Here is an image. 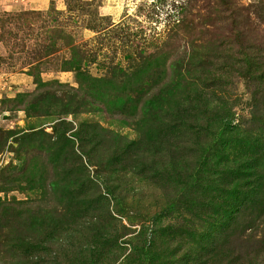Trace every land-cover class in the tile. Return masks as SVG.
Returning <instances> with one entry per match:
<instances>
[{"label": "rangeland", "instance_id": "rangeland-1", "mask_svg": "<svg viewBox=\"0 0 264 264\" xmlns=\"http://www.w3.org/2000/svg\"><path fill=\"white\" fill-rule=\"evenodd\" d=\"M6 17L0 264L264 252V0H51Z\"/></svg>", "mask_w": 264, "mask_h": 264}, {"label": "crops", "instance_id": "crops-1", "mask_svg": "<svg viewBox=\"0 0 264 264\" xmlns=\"http://www.w3.org/2000/svg\"><path fill=\"white\" fill-rule=\"evenodd\" d=\"M50 0H0V9L20 10H44L49 6ZM14 82L15 76H9Z\"/></svg>", "mask_w": 264, "mask_h": 264}, {"label": "trees", "instance_id": "trees-1", "mask_svg": "<svg viewBox=\"0 0 264 264\" xmlns=\"http://www.w3.org/2000/svg\"><path fill=\"white\" fill-rule=\"evenodd\" d=\"M50 3H51V0L49 2V5H50ZM7 18H10V17H6L4 19H1L0 22H6ZM177 22H179V19ZM176 25H178V24H176ZM252 257L246 258V261L248 262V264H264V252L262 254H260L259 257L258 256H254L253 258Z\"/></svg>", "mask_w": 264, "mask_h": 264}, {"label": "built area", "instance_id": "built-area-1", "mask_svg": "<svg viewBox=\"0 0 264 264\" xmlns=\"http://www.w3.org/2000/svg\"><path fill=\"white\" fill-rule=\"evenodd\" d=\"M1 75H3V76H0V78H2V79H3V77L6 76L5 74H1ZM5 83H6V81L3 79L2 84H1V89H2L3 87H5ZM6 88L10 89V85H9V84L6 85Z\"/></svg>", "mask_w": 264, "mask_h": 264}]
</instances>
